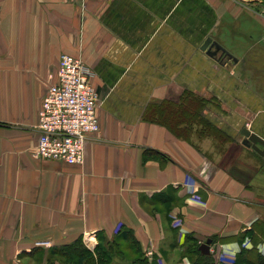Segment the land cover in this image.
I'll list each match as a JSON object with an SVG mask.
<instances>
[{"label": "crops", "instance_id": "1", "mask_svg": "<svg viewBox=\"0 0 264 264\" xmlns=\"http://www.w3.org/2000/svg\"><path fill=\"white\" fill-rule=\"evenodd\" d=\"M263 4L0 0V264H72L64 248L92 253L120 229L157 264H177L187 238L238 263L253 245L264 257V154L240 133L264 139ZM208 38L229 56L201 51ZM62 55L81 58L99 95L79 165L33 157ZM182 92L215 133L171 126ZM222 137L246 157L225 159Z\"/></svg>", "mask_w": 264, "mask_h": 264}, {"label": "built area", "instance_id": "2", "mask_svg": "<svg viewBox=\"0 0 264 264\" xmlns=\"http://www.w3.org/2000/svg\"><path fill=\"white\" fill-rule=\"evenodd\" d=\"M93 76L81 58L60 56L56 82L47 89L38 112L35 159L83 163L86 139L99 132V95L92 85ZM179 224L180 220L173 221L175 227ZM152 256L151 251L146 252L148 259ZM215 264H234V256L220 254Z\"/></svg>", "mask_w": 264, "mask_h": 264}, {"label": "trees", "instance_id": "3", "mask_svg": "<svg viewBox=\"0 0 264 264\" xmlns=\"http://www.w3.org/2000/svg\"><path fill=\"white\" fill-rule=\"evenodd\" d=\"M185 104H183L184 106ZM174 199L171 198V203H174ZM172 206V205H171ZM187 245H190V251H193L195 259L190 261V264H214L213 256L202 255L199 251V246L194 243L191 238L185 240ZM255 246L251 249H243L240 258L244 261L248 254L255 255ZM72 251L71 248H64V258H69L73 256L74 261L72 264H113V250L118 256L116 264L119 262L126 261V264H157L154 258L148 259L141 252L138 243L133 238V235L130 231L120 229L115 235V238L112 241H107L104 237H99L98 243L94 249V255L86 250L82 245H79L78 248H74ZM68 253L65 254V252ZM71 252V254H70ZM259 259V264H264V257L257 256ZM70 260V258L68 259ZM247 261V260H246ZM125 264V263H124ZM238 264V260L234 262ZM246 264H253L250 261Z\"/></svg>", "mask_w": 264, "mask_h": 264}, {"label": "rangeland", "instance_id": "4", "mask_svg": "<svg viewBox=\"0 0 264 264\" xmlns=\"http://www.w3.org/2000/svg\"><path fill=\"white\" fill-rule=\"evenodd\" d=\"M262 2L264 3V0H262ZM264 5V4H263ZM263 16H264V12H262ZM261 85L262 83L264 84V82L262 80H260ZM192 100H189V95L187 92H182L179 95V98L177 100H181V105L179 106V108H175L173 107V105H171V126L176 123V122H189V124L191 122H194L197 126V128H202L203 131H205L206 133H215L213 128H211L209 125H207V123L204 124V122L202 121V119L199 117V108H200V100L201 97L198 96L197 100H195L193 97H191ZM173 100V99H171ZM179 102V103H180ZM183 104L187 105V106H183ZM188 124V125H189ZM222 139L224 140L225 143V150L228 151L226 152V154L224 155V158L227 159L230 157L229 155V151L231 150H235L234 154H236L237 152H239L241 155H244L246 157V153L243 152V150L241 149H237V145L232 142V140H230L229 138L226 137H222ZM226 144L227 146H229V149H226ZM237 150V152H236ZM237 155V154H236ZM249 157H247L248 159H252L250 154ZM242 157V156H241ZM254 161V160H253ZM259 162L258 160H255L254 162ZM260 163V162H259ZM95 251H93L92 253H94ZM113 264H116V260H118V256L115 253V251L113 250ZM178 252V261L177 264H190L191 260L195 259L194 253L193 251H190V245H187L186 242H184L181 246V248L177 251ZM246 260H240L238 264H246V262H251L253 264H259V259L257 257V255H251L248 254V256H246L245 258ZM213 260H214V264H215V260H216V255L213 254ZM237 260V259H236ZM235 260V261H236Z\"/></svg>", "mask_w": 264, "mask_h": 264}, {"label": "water", "instance_id": "5", "mask_svg": "<svg viewBox=\"0 0 264 264\" xmlns=\"http://www.w3.org/2000/svg\"><path fill=\"white\" fill-rule=\"evenodd\" d=\"M211 47H215L217 50L221 51L225 55L229 54L217 43L212 42L210 38L206 39L203 45L201 46V51H209ZM241 136L243 137L242 145L251 148L256 153L263 155L264 154V139L257 135L256 133L250 131L247 128L241 130ZM261 147V149L259 148ZM211 240L208 239L205 243L199 246V251L202 255H209Z\"/></svg>", "mask_w": 264, "mask_h": 264}, {"label": "clouds", "instance_id": "6", "mask_svg": "<svg viewBox=\"0 0 264 264\" xmlns=\"http://www.w3.org/2000/svg\"><path fill=\"white\" fill-rule=\"evenodd\" d=\"M233 255H234V253H233Z\"/></svg>", "mask_w": 264, "mask_h": 264}]
</instances>
